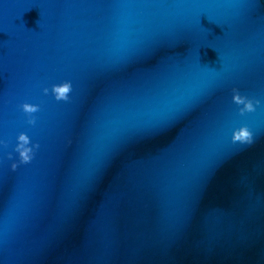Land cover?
Here are the masks:
<instances>
[{
	"label": "water",
	"instance_id": "obj_1",
	"mask_svg": "<svg viewBox=\"0 0 264 264\" xmlns=\"http://www.w3.org/2000/svg\"><path fill=\"white\" fill-rule=\"evenodd\" d=\"M0 264H264V0H0Z\"/></svg>",
	"mask_w": 264,
	"mask_h": 264
},
{
	"label": "clouds",
	"instance_id": "obj_2",
	"mask_svg": "<svg viewBox=\"0 0 264 264\" xmlns=\"http://www.w3.org/2000/svg\"><path fill=\"white\" fill-rule=\"evenodd\" d=\"M65 91H67V89H65ZM232 102L236 105H243V108L241 109V114H243L244 112H251L253 111V106L252 103L249 101H246L244 98L238 96V95H233L232 97ZM25 111H34L33 109L27 108L26 106H23ZM249 132L245 131L242 132L240 135H237L235 137V140H233V142H236V140H240L242 137L244 136H249ZM21 139H23V137H21ZM13 167H15V165H13Z\"/></svg>",
	"mask_w": 264,
	"mask_h": 264
},
{
	"label": "snow or ice",
	"instance_id": "obj_3",
	"mask_svg": "<svg viewBox=\"0 0 264 264\" xmlns=\"http://www.w3.org/2000/svg\"><path fill=\"white\" fill-rule=\"evenodd\" d=\"M100 178H101V177H100L99 175L96 177L97 180H99Z\"/></svg>",
	"mask_w": 264,
	"mask_h": 264
}]
</instances>
